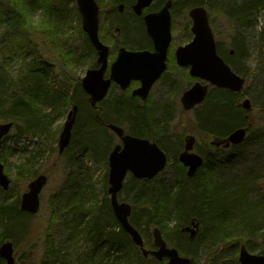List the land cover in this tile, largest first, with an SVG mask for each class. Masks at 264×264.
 I'll use <instances>...</instances> for the list:
<instances>
[{
    "label": "trees",
    "instance_id": "16d2710c",
    "mask_svg": "<svg viewBox=\"0 0 264 264\" xmlns=\"http://www.w3.org/2000/svg\"><path fill=\"white\" fill-rule=\"evenodd\" d=\"M17 1L0 0V63H4V68H6L15 60L27 66L23 74L22 89L19 88V91L16 92L11 89L12 92L7 93L6 96L7 89L4 88L3 82L0 84V119L3 122H12V130L21 126L24 137L33 139L35 135L38 137L45 135L50 117L49 114H41L40 108L35 106V103H39V98L44 96L56 99V94L50 88L51 76H48V73L52 72L47 69L50 65L42 62V67L39 68L36 56L28 58V55L35 54L34 50H36V44H32L31 36L33 32H40L45 34L48 39L53 38L51 28L48 27L53 24L40 23L38 26H33L28 19L25 20L24 9L17 5ZM203 1L205 2L203 3ZM197 2L199 5L205 4L210 10L215 9L224 15L233 16V18L229 16L228 19L233 29L236 30L233 37L236 47L233 61L240 63L245 59V41L243 33L239 29L252 25L250 19L258 10H264V0H198ZM22 12L23 16L21 17ZM229 12H235L236 16ZM45 13H47L46 10ZM78 34L81 39L82 52L76 56L77 58L75 57L73 64L85 57L92 61L88 69L96 67L95 50L82 31L81 23H79ZM258 36V49L262 52L264 50V30L260 31ZM71 52L73 53L74 49ZM26 58L29 61L25 62ZM225 61L230 63L227 59ZM262 65H264V57ZM230 66L240 75V70L236 69L234 63H231ZM1 68L3 67L1 66ZM253 74L254 72H248L243 73L242 76L246 80ZM0 78L2 77L0 76ZM69 81L68 78H63L62 81L63 87L70 86L73 90L69 100L73 101L76 95L77 97L79 95L86 96L81 89L80 80H76L74 83ZM261 85L260 93L253 95L252 99L253 101L260 100L261 103L258 106H253L259 107L256 109L264 110V79H262ZM213 91L216 92V95L210 98L209 94L201 105V112L200 115L198 114L199 116L197 115L195 123L196 129L195 132L193 131L202 138L201 141L210 139L212 136H227L232 130L244 127L248 122L245 118V111L238 106L240 94L220 89ZM3 95L6 96L5 99H3ZM79 102L72 103L78 107ZM117 102L128 104L134 110L137 107L135 103H132L134 102L132 98L121 96L120 100H113L111 103H106V106L104 104L100 112L96 109V119L92 120L86 116L85 121L77 123V119H75V125L72 128V132L74 131L73 141L68 148L69 162H72L75 157L73 151L79 150V153L82 154L89 148L100 158L104 160L107 158L109 141L104 136L103 130L97 131V125L105 127L107 123H116L112 122L116 120L108 117V111L111 110L115 114ZM167 106L170 109L169 105ZM119 110L122 113L118 112L119 117L116 119H121V115L124 117L127 111L123 108H119ZM202 112L204 113L202 114ZM169 119L170 116L167 120H148L140 128L139 136L154 140L166 152L169 159L168 164H171L177 159L176 153L181 149L182 144L178 140L169 141L171 138V131L168 132ZM262 120H264V116ZM217 127L225 128V132L219 133ZM6 139L7 137L2 142L0 153ZM99 139L102 143L98 142ZM250 140L251 136L248 134L239 147H246L250 144ZM206 147L209 148V146ZM198 148L197 152L205 159L202 168L195 176L187 178L184 169L179 167L178 179L171 188L162 185L150 187L149 185H154L156 178L151 181H138L130 177L129 181L124 182L118 198L120 201L131 204L130 223L141 233L145 246L149 245L148 249H154L148 236L152 235V229L157 227L169 246L175 247L181 255L192 257L191 264L193 257L198 253H205L207 257L211 258H219L225 251L235 255L241 245H244L250 253L264 255V178L255 169L222 176L223 174L217 170L227 167L229 161L220 156L215 163L210 162L205 158L207 155ZM235 148L237 147L231 149ZM169 152H173L174 155ZM0 161L3 163L1 158ZM30 167L22 165L19 174H24L25 177H35L37 173L28 169ZM4 171H6L5 168ZM80 175L83 176V185H74L71 191L66 185L63 188L65 195H56L54 201L58 206L54 207L52 214L54 220L51 216L52 221L43 244V253L38 261H32L30 264H107L110 254L121 253L124 246L133 249L138 264H143V262L161 264L152 257H143L139 248L133 245L129 236L116 221L109 204L107 175L103 179L104 201L101 205L87 192L90 183L85 175H82V172ZM12 206L13 204L9 205L8 209L0 208V220L5 226L4 233L0 236V242L3 239L12 238L11 231H13L12 228L16 222L20 226L18 231L23 230L22 216L27 213L20 211L17 205L11 213ZM108 221H112L113 225L106 224ZM192 221L197 222L198 228L193 238L188 240L183 228L190 227ZM2 222L0 223L2 224ZM57 222L61 226L62 232L65 233L63 243L66 246L63 250L57 246L51 231L53 224L55 225ZM82 241L88 245L87 251L79 248V243ZM0 264H5L1 258Z\"/></svg>",
    "mask_w": 264,
    "mask_h": 264
},
{
    "label": "rangeland",
    "instance_id": "374dc122",
    "mask_svg": "<svg viewBox=\"0 0 264 264\" xmlns=\"http://www.w3.org/2000/svg\"><path fill=\"white\" fill-rule=\"evenodd\" d=\"M181 1L184 5V9L178 23H182V26L176 27L173 31L175 44L185 43L191 38V34L189 35L188 33L190 23L188 19V10L192 6L199 5L196 3L186 6V0ZM204 2L205 1H203V3ZM39 6L49 9L47 15L50 20L49 23L53 25H49L48 27L51 28V36L53 38L48 39L43 33L33 32L31 38L33 41L32 44H36V50H34L35 54L28 55V58L36 56L39 68L42 67V62H46L50 65L47 69L52 72L51 74L48 73V76H51V80L49 81L51 87H48L52 88V91L56 94V99L44 96L43 98H39V103H35V106L40 108L41 114H49L50 116L48 118V128L45 135L42 137L35 135L33 139H29L28 137L25 138L22 134L23 129L19 126L16 130L13 129L11 131L0 153V158L7 171H5V173L10 179L8 190L3 191L0 188V208L6 207V209H8V206L13 204L10 210V212L13 213L14 207H16V205L19 207L20 196L26 191L28 182L34 178L19 174L22 165L26 167L31 166L32 168L30 167L28 169L36 171L37 174L35 176L41 173L48 176L47 184L40 193V207L37 213L34 215L27 214L22 216L23 230L21 232L18 231L20 226L19 223L16 222L15 226L12 228L13 231H11V237L13 239H3L2 242H0V244L6 241H11L13 243L15 264H30L32 261H38L40 259L43 253L45 237L48 234L49 226L54 217L52 216L54 207L58 206L54 201L55 197L58 194L65 195V190L63 188L66 185L70 188L69 191L72 190L74 185H83V176L80 175V172H82V175H85L87 181L90 183L88 184L90 187L87 192L94 197L99 205L104 201L102 188L104 176L107 175L108 178L107 158H105V160L100 158L99 155H96V153L89 148L82 154L79 153V150L73 151L75 157L72 162H69L68 156H70V152L68 148L72 144L74 131L72 132V138L69 144L62 152L59 151L61 131L66 122L67 113L73 106L72 102L80 101L75 117L77 123L79 121H85L86 116H89V119L93 120L95 118L96 109L100 112V109L104 107V104L106 106V103H111L113 100H120L121 96H123V98L130 97L128 92H121L116 86H113L105 99L93 108L89 106L87 96L84 97L79 95L77 97L76 95L73 101L69 100L73 90L70 86H62L63 78H68L71 83L80 80L92 63L90 59L82 57L78 63L73 64L75 62V57L82 52L81 39L78 34L80 19L76 0H51L50 3H43ZM202 6H204L209 13L211 30L221 55L230 62V65L231 63L235 64L236 69L240 70L241 76L243 73L254 72L253 75L246 78L245 86L238 98V101L248 98L251 102V110L245 112L247 113V124L250 123V144L246 147H237L235 149L221 148L217 150L209 145L211 138L201 141L202 138L194 133L196 129L195 123L198 118L197 115H200L201 106L190 111H183L179 101L181 93L194 81L189 77L185 69H180L173 65H170L164 76L154 84L145 103L137 102V106L135 102H132L137 106L135 108L137 111L129 107L128 104L117 102L116 111H114L116 115L113 114V111L109 110L108 117L116 120L112 122H116L126 133L137 134L135 136H139L140 128L143 124L148 122V120H167L170 116L168 120V132L171 131V138H169V141L178 140L180 144H182L176 156L182 152L186 143V138L191 136L193 138V145L195 144L193 152H197V148L199 147L198 149H201L207 155L205 158L210 162L215 163L220 156H222L224 160L229 161L227 167L217 170L223 174L222 176L255 169L260 176L264 178V120H262L264 110L256 109L259 107H254L253 105L258 106L261 101H253L252 99L253 95L260 93V86H262L261 82L262 79H264V65H262L264 50L261 52L258 49V34L260 31L264 30V10L260 9L253 14L250 19L252 25L239 29L242 31L245 41V45L243 44L245 47V59L237 63V61H233L236 48L233 37L236 30L233 29V26L228 20L229 16L232 18L233 16L224 15L221 11L219 12L215 9L210 10L205 4H202ZM44 13L43 10L41 11V9L39 10L38 8L36 15L33 17V26H38L42 22ZM229 14L236 16L235 12H229ZM125 32L128 33L127 29H125ZM121 41L125 42L128 47H133L132 45H141L145 47V44H148L147 41L143 39L139 29H136V32L128 34L127 40L119 38L116 45L122 44ZM73 49L74 52L72 53L71 51ZM28 58L25 59V62L29 61ZM1 66L3 68H1ZM26 66V64L15 60H13L9 66H6V68H4V63H0V76L2 77L0 78V84H2V82L4 83V88L7 89L5 92L6 96L7 93L12 92V90L16 92L17 90L19 91V88L22 89L21 85L23 83L22 80H24L23 74ZM45 76H47V74H45ZM215 95L216 92L211 89L209 97L213 98ZM3 96V99H5L6 96ZM167 105H169L170 109ZM119 108H123L127 111L124 117L121 115V119H116L119 117L118 112L119 114L122 113ZM203 113L204 112H202V114ZM251 113L253 114L250 115ZM0 122H3V120L0 119ZM108 124L109 123H107V125ZM102 130L104 136L109 141V147L106 152L108 156L109 151L120 141L112 131L106 128V126L102 127L98 124L97 131L99 132ZM217 131L223 134L225 128L217 127ZM150 140L154 141L152 139ZM98 142L102 143L100 139ZM206 146H209V148ZM169 153L174 155L173 152ZM179 167L181 168L182 165L178 162V159H175L156 177L154 185L149 186L156 187L157 185H162L166 188H171L178 179ZM129 178L130 175L125 181H129ZM136 180L141 181L144 179ZM129 196L132 197V195ZM17 200L18 202H16ZM0 222L2 221L0 220ZM106 224L109 226L113 225L112 221H108ZM197 228L196 221H192L190 227L183 228V232L188 240L193 238ZM4 230L5 226H3L2 222V224L0 223V236L4 233ZM51 231L54 234L57 246L63 250L66 246V244L63 243L65 233L62 232L58 222L55 223V225L53 224ZM148 239L150 244H152L151 234L148 236ZM79 248L83 251H87L88 245H85L82 241L79 243ZM146 248H149L148 244H146ZM186 257L192 258L187 255ZM237 257L238 252L234 255L228 254V252L225 251L219 258H211L209 256L207 257L205 253H198L193 257L192 264H239ZM162 262L166 264V260ZM162 262L160 263L162 264ZM107 264L138 263L136 262V254L133 249L124 246L122 247L121 253L110 254ZM143 264L146 263L143 262Z\"/></svg>",
    "mask_w": 264,
    "mask_h": 264
},
{
    "label": "water",
    "instance_id": "95a60500",
    "mask_svg": "<svg viewBox=\"0 0 264 264\" xmlns=\"http://www.w3.org/2000/svg\"><path fill=\"white\" fill-rule=\"evenodd\" d=\"M152 0H138L136 10L147 6ZM78 11L82 17V30L86 33L91 46L97 53L96 64L98 67L88 69L81 78V88L89 96L92 107L101 102L112 84L121 90L128 88L132 81H139L140 85L132 91V95L145 100L156 80L166 70L167 50L171 41L170 13L168 7L159 13L145 16L146 31L153 41L154 51H130L121 47L116 58L108 65L109 49L98 38L97 5L94 0H76ZM192 20L191 33L193 37L189 43L177 48L175 57L179 66L189 67V74L194 78L205 81L217 88H225L233 92H240L244 86V78L236 75L224 60L217 54L216 45L208 15L204 7L195 6L189 10ZM109 71L108 77L105 72ZM208 87L200 82L194 83L185 90L180 98L183 110L188 111L201 104ZM239 106L249 111L251 102L244 99ZM77 106L74 105L67 114L59 141V151L69 144L72 127L75 122ZM12 122H0V148L2 139L12 129ZM110 129L120 139L121 144L116 145L108 155V189L109 204L120 224L122 230L130 237L132 243L139 248L143 257L151 256L156 261L166 259V264H191V260L179 254L176 248L168 247L162 238L160 230H152V241L155 249L144 247L141 234L129 221L131 206L119 202L118 193L123 188V182L128 173L135 179H153L161 172L167 163L165 153L147 139H141L129 134H124L121 127L108 124ZM247 127H238L232 130L225 138H214L211 144L228 148L243 142ZM193 138L188 136L184 150L179 154V162L187 168L186 175L192 177L197 169L202 166L203 159L192 152ZM47 176L39 174L27 184V189L22 193L19 210L28 214H36L40 206V193L47 183ZM10 184L8 176L4 173L3 164L0 162V187L7 190ZM14 248L10 241L0 244V258L6 264H15ZM239 264H264V255L250 253L244 245L238 252Z\"/></svg>",
    "mask_w": 264,
    "mask_h": 264
},
{
    "label": "flooded vegetation",
    "instance_id": "af4514ba",
    "mask_svg": "<svg viewBox=\"0 0 264 264\" xmlns=\"http://www.w3.org/2000/svg\"><path fill=\"white\" fill-rule=\"evenodd\" d=\"M94 1L97 5L96 17L98 21V38L101 41V43L106 45L109 49V56H108L109 63H111L116 58L117 52L121 47L133 51L147 50L149 52H153L154 51L153 41L148 36V33L146 31L145 16L149 14L159 13L163 8L168 7L171 18V23H170L171 41L167 50L166 70L162 73L161 78L164 76L170 65H173L180 69H185L189 74V67L179 66L176 62V57H175L177 48L187 44L191 40L189 39L185 43H177V44H175L174 41V33H173L174 29L178 26H182V23H178L179 19H181L180 15L182 14V11L184 9L183 8L184 5L181 0H152L147 6L140 8L139 11L135 9L138 0H94ZM80 23H82V17H80ZM191 24L192 23H189L188 29L190 28ZM125 29H127L128 33L125 32ZM136 29H139L141 31L143 39L147 41L148 44H145V47H142L141 45L139 46L132 45L133 47H128L126 46V43L122 41H121L122 44L118 46L116 45L119 38L123 40L124 39L127 40L128 34L136 32ZM95 54H96L95 59H97L96 51ZM105 77H108V75L106 74ZM196 81L197 80H195L193 83H195ZM139 85H140L139 81H132L129 87L123 91L129 93L130 95L129 98H132V100L136 103V105L137 102L145 103L148 99L147 98L146 100H141L138 96L132 95V91L135 88H137ZM117 89L120 88L117 86Z\"/></svg>",
    "mask_w": 264,
    "mask_h": 264
},
{
    "label": "bare ground",
    "instance_id": "6f19581e",
    "mask_svg": "<svg viewBox=\"0 0 264 264\" xmlns=\"http://www.w3.org/2000/svg\"><path fill=\"white\" fill-rule=\"evenodd\" d=\"M40 1V2H39ZM51 0H18L17 1V5L20 7V8H23L24 9V14H26V19H28V21L30 23H33V17L34 15H36V12L39 8V10L41 9V11L43 10L45 12L48 13L49 12V9H46V7H42V6H39L40 4H43V3H50ZM198 3L197 0L196 1H191V0H186L185 4L186 6L188 5H193V4H196ZM193 7V6H192ZM190 7L189 10L192 8ZM23 12L21 14V17L23 16ZM47 13H44V17H43V20L41 23H49V17L47 15ZM107 189H108V182H107Z\"/></svg>",
    "mask_w": 264,
    "mask_h": 264
}]
</instances>
